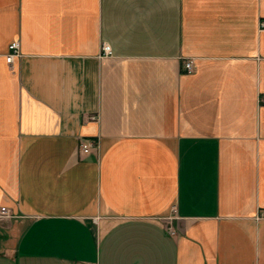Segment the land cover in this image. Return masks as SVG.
<instances>
[{"label": "crops", "instance_id": "1", "mask_svg": "<svg viewBox=\"0 0 264 264\" xmlns=\"http://www.w3.org/2000/svg\"><path fill=\"white\" fill-rule=\"evenodd\" d=\"M261 18L264 0H0V264H264Z\"/></svg>", "mask_w": 264, "mask_h": 264}, {"label": "built area", "instance_id": "2", "mask_svg": "<svg viewBox=\"0 0 264 264\" xmlns=\"http://www.w3.org/2000/svg\"><path fill=\"white\" fill-rule=\"evenodd\" d=\"M259 31H264V18L259 20ZM102 51L105 56H111L113 54L112 46L108 42H103ZM20 43L18 41L12 42L9 45V52L6 54V60L9 64L14 62L16 56H20ZM195 69V62L193 58H189L184 62V72L191 73ZM99 143L96 140H82L80 143V149L83 153H90L93 149H97ZM0 216H10L9 210L6 207L1 208Z\"/></svg>", "mask_w": 264, "mask_h": 264}]
</instances>
